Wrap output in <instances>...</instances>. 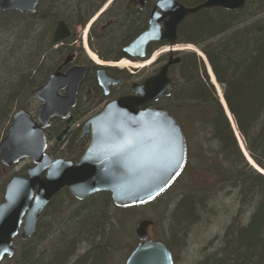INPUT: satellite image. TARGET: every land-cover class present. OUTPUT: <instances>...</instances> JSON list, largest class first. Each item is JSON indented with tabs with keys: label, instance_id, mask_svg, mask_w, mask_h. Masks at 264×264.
I'll list each match as a JSON object with an SVG mask.
<instances>
[{
	"label": "trees",
	"instance_id": "16d2710c",
	"mask_svg": "<svg viewBox=\"0 0 264 264\" xmlns=\"http://www.w3.org/2000/svg\"><path fill=\"white\" fill-rule=\"evenodd\" d=\"M55 1L50 3L54 9L73 14L67 22L70 26L84 24L102 2ZM178 1L191 6L204 0ZM120 9L119 4L117 12L121 13L114 25L95 34L113 48L109 53H99L103 59L118 53L121 43L128 42L138 28L135 22L140 21L141 14L135 16L133 11ZM62 12L50 7L45 10L39 0L32 13L0 11V32L17 29L19 33L14 35L18 39L14 48L0 39V138L12 112L27 108L30 102H25L26 97L32 96L33 89L55 68V59L65 53L51 41L54 23L64 16ZM177 43L200 46L248 155L264 168V0H247L236 11L200 10L179 25ZM175 69L174 88L167 101H173L185 119L176 118L185 129L187 154L188 149L193 152L190 172L195 169L201 177L191 179L188 191L180 194L171 216L172 235L177 238L180 230L186 232L182 225L196 221L211 198L207 195L230 190L235 194L237 210L224 229L218 249L198 264H264V176L249 166L239 150L231 122L202 61L193 54H182ZM41 76L43 79L34 85ZM51 130L46 133L50 138L55 134ZM202 131L207 132L205 145ZM3 169L0 164V201L10 176L8 168ZM110 206L114 205L107 192L77 201L67 189L61 190L38 220L34 235L26 241L18 240V249L8 260L11 264H120L115 262L119 242L111 244L109 240L113 234L109 228ZM131 209L119 211L126 215ZM245 212L249 213L247 219L243 218Z\"/></svg>",
	"mask_w": 264,
	"mask_h": 264
},
{
	"label": "water",
	"instance_id": "95a60500",
	"mask_svg": "<svg viewBox=\"0 0 264 264\" xmlns=\"http://www.w3.org/2000/svg\"><path fill=\"white\" fill-rule=\"evenodd\" d=\"M246 1L204 0L189 7L176 0H158L150 13L147 29L125 46L123 52L142 58L150 42L176 43L178 26L187 16L211 8L236 11ZM36 4L37 0H0V11L27 14L35 10ZM54 32L55 44L70 34L63 22L57 23ZM173 62H179V58L169 60L156 75L142 83L133 84L131 94L108 100L86 120L83 131L89 132V141L74 162L52 159L46 153L44 130L52 118L68 117L78 85L84 78V68L74 67L65 74L51 72L32 91L40 103L34 114L25 109L13 111L0 140V163L12 167L29 159L31 165L25 175L13 174L4 186L0 201V264L14 256L17 237L26 241L34 235L46 207L64 188L77 200L107 192L115 207L129 208L150 202L171 184L185 163L181 127L168 110L144 106L162 95H170L172 82L167 69ZM107 78L105 67H98L97 79L105 91ZM62 90L65 93L61 96ZM226 109L225 105L227 115ZM70 122L69 116L65 128L56 137L58 143L64 140ZM153 224L149 219L137 223L135 234L139 241L125 264H173L168 247L148 238V228Z\"/></svg>",
	"mask_w": 264,
	"mask_h": 264
},
{
	"label": "rangeland",
	"instance_id": "374dc122",
	"mask_svg": "<svg viewBox=\"0 0 264 264\" xmlns=\"http://www.w3.org/2000/svg\"><path fill=\"white\" fill-rule=\"evenodd\" d=\"M54 1L55 0H41L40 6L50 7L53 10L59 9V11L61 12L63 11L62 13L64 14V17H66L68 21H71L72 20L71 15L73 14H71L69 10H62L60 8L54 9L53 6H51L50 4V3L53 4ZM112 1L113 0H107L101 6V8L96 12L97 17L95 19L92 18L89 22L86 23L85 28L83 29V33L85 32V30H89V31L92 30L91 29L92 26L101 18L102 13L105 12L106 9L110 8ZM186 1H188L189 3H197L198 0L195 1L186 0ZM101 24L104 23H100V25ZM77 31H79V28L77 26H71V32H77ZM94 31L96 34L100 35V26L96 28V30ZM14 35H19L17 29H13V33H10L9 31L0 32V39L2 38V41L7 42L11 47L14 48L18 44L17 41L18 39H16L17 36L15 38ZM71 39L73 38H70L69 42H71ZM80 40L82 41V39ZM82 44L84 45V43ZM94 45L97 48V50H99L101 53H105V52L109 53L113 49L108 46L109 43L106 44L100 39L97 41V43H94ZM174 46L183 49V46L181 45H174ZM166 48L167 47L165 46L159 47L158 49H156V51H153L151 53V55L147 60L143 62L133 63L134 65H132V67L128 65V68L120 67V69L124 70L126 73L131 71L138 73L143 69L151 66V64L154 63L162 55V52ZM86 49H88L91 52L92 50L89 47L88 48L85 47V49L84 48L82 49L87 59L92 64H94V61L89 57ZM196 50L198 49L196 48ZM184 51H189V50L186 49L181 50V52ZM116 52L117 51H113L112 54ZM178 52L180 51L178 50ZM54 58L55 56L53 55L52 56L53 62L56 59H58L57 57L55 60H53ZM97 58L99 57L97 56ZM200 59L204 65L205 74L207 75L209 81V75L207 74V69H206L208 62L204 55H202ZM100 60L101 59L99 58V61ZM150 60H152L151 61L152 63L144 65ZM49 63L47 62V64ZM135 64L136 65L141 64L142 67L135 66ZM172 72L173 73L171 74L173 76L177 74L176 69ZM42 79L43 76L35 79L33 81L34 82L33 84L35 85L39 83V81H41ZM215 91L216 93H218L216 89ZM32 97L33 96L26 97L25 102L26 103L28 101L30 102V104L27 105L26 109L30 110L34 114V110L38 102H36V100L33 99ZM172 102L173 101H167L166 99H164L161 104L163 105V107H166L169 110L173 111L177 119H179L180 121H184L185 120L184 117L180 115V113L177 110V107L173 105L174 102L173 103ZM229 120L232 124L234 131V125L232 123V120L231 119ZM205 133L207 132L202 131V134H200L202 139L205 137V135H207ZM184 134H185V129H184ZM55 135L56 134H53V136L51 135L52 138H49L48 141V152L49 154H51L52 158L62 157L61 155H63V151H64L63 146L59 147L55 145ZM202 145H205L204 139ZM188 146L189 145L186 144L187 148ZM192 154H193L192 150L188 149V154H187L188 158H186V163L183 170L171 183V185L167 188V190H165L164 193H162L160 200L155 199L156 201H151L150 203H146L134 207L131 210L126 211L125 212L126 215H122L121 212L119 211L122 208L110 206L109 218L111 222L109 228L112 229L113 234L110 236L109 240L111 244L115 243V241L119 242V246L116 249L115 262H120V264H124L126 257L135 247V244L137 242L135 235V228L137 226V223L142 219H150L155 222L154 226L151 227L149 230L150 238L167 243L171 251L174 264H198V262L203 260L205 256L209 255L210 253L218 249L222 236L224 234V229L237 210V205L234 198L235 194L230 190H223L218 192L217 194L214 193V195H207L209 196V198L211 197L209 201L208 198L207 199L203 198L205 201L208 202L205 203L204 205L205 208L203 212L199 214L198 218L194 219L196 221H192V223L189 222L186 223L185 225H182L181 228L182 227L184 229L186 228L185 230L186 232H184V230H180L177 238L172 235L173 234L172 230H174V227H172L171 225V216L173 209L175 208V204L178 198L180 197V194L183 193L184 191H188V187L190 188L191 179L198 180L201 177L200 175H198L197 173L198 171L194 172L195 169H191L192 171L190 172V163L194 161L192 158ZM30 165L31 164L29 160L27 159L22 160L18 164L9 168L7 174L8 176L14 173L24 174L25 169ZM202 197L205 196L203 195ZM248 216L249 213L245 212L243 218L247 219ZM18 244H19L18 239H16L15 240L16 249H18ZM1 264H11V261L8 259H4Z\"/></svg>",
	"mask_w": 264,
	"mask_h": 264
},
{
	"label": "flooded vegetation",
	"instance_id": "af4514ba",
	"mask_svg": "<svg viewBox=\"0 0 264 264\" xmlns=\"http://www.w3.org/2000/svg\"><path fill=\"white\" fill-rule=\"evenodd\" d=\"M106 1L107 0H102L101 5L98 9H96L94 14L101 8V6ZM157 1L158 0H113L110 5V8L106 9L105 12L102 13L101 18L94 25V29L90 31L85 30L84 33L83 29L85 28L86 23L90 18L94 16V14L89 17V19L84 24L77 25V27L79 28V31L77 32H71V26L67 23L68 28L70 29V34L66 39L62 41V43L58 47L60 50H65V53L61 57H59V59H56L54 64L55 68L49 73L59 71L60 73L65 74L72 67L76 66L84 68L85 74L84 78L80 81L78 85L75 95V103L69 110L68 117H71V122L62 143H58L56 141V137L65 128L66 119L68 117H66L65 119L59 117L52 118L50 120L49 126L46 130H44V132L48 134L49 129L51 130L52 128L51 131L56 134L55 145L59 147H64L63 155H61L62 157L58 158H63L74 162L78 158V156L84 151L85 146L87 145L90 137L89 132L83 131L85 122L90 116L94 115L106 101L114 97H118L120 95L131 94V88L133 84H140L148 78L156 75L159 72L160 68L169 60H172L174 58L180 59V55L177 50L169 49L167 51H163L162 55L154 63L151 62V66L143 69L138 73L131 71L128 72V74L124 70L115 66L116 63H119L122 60H127L131 63L143 62L149 58L153 51H156V49H158L159 47L168 44L165 40L153 41L148 43L144 49V56L142 58H133L132 56L123 52V48L129 42H131L135 37H137L140 33L146 30V28L148 27L150 13L153 10V7ZM119 4L121 7L119 11H133L135 12V16H138V13L141 14V17L139 18L140 21L136 19L135 22L138 28H136V31L133 33L134 35L132 34V38L128 42L121 43L118 53L112 56L110 55L103 59V57L99 54L100 51L97 50L94 45V43H97V41L99 40V38H97V35H95L96 33L94 30H96V28L100 26V31L104 32L106 29L114 25L113 23L116 21V19H118L117 15L121 13L117 12ZM141 21L143 23H141ZM100 23L104 24L100 25ZM70 38H73L71 39V42H69ZM80 39H82V41ZM82 43H84L85 46ZM85 47H89L92 52H94L104 62L102 66L105 67L106 75L109 77L105 81V84L107 85L106 91L104 90V87L100 85L97 79V69L99 64L96 62L92 64L87 59L82 50ZM149 50H151L150 53H148ZM177 64H179V62H173L168 66L167 69V76L172 82V91L174 88L175 76H173L171 73L175 70V66ZM64 93V90L59 92L61 96L64 95ZM170 95L160 96L156 100H152L147 103L144 107L164 108L161 103L164 99L169 100ZM38 105L39 102L37 103L36 107ZM182 132H184L183 129ZM47 138L50 137L47 135Z\"/></svg>",
	"mask_w": 264,
	"mask_h": 264
},
{
	"label": "bare ground",
	"instance_id": "6f19581e",
	"mask_svg": "<svg viewBox=\"0 0 264 264\" xmlns=\"http://www.w3.org/2000/svg\"><path fill=\"white\" fill-rule=\"evenodd\" d=\"M39 2H40V4H41V0H39ZM198 4V3H197ZM196 4H193V5H191V6H195ZM191 6H189V7H191ZM44 7H46V6H44ZM47 9H48V7H46ZM46 8H45V10H46ZM195 14V13H194ZM193 15V14H192ZM57 22H55L54 23V29H53V31H51V35H52V38H51V41H52V44H53V47H55V43H53V36L55 35V28H56V26H57V23L58 22H63L67 27H68V25H67V22H68V19L66 18V17H60L59 18V20L57 19L56 20ZM69 24V23H68ZM70 25V24H69ZM177 45H181V46H183V49H186V50H189V51H184V52H181V50H183V49H180V48H177V47H174V49L175 48H177V49H175V50H177V52H178V50L180 51V52H178L179 53V55H182V54H193V55H195L198 59H200V57L202 56V55H204V53L202 52V50H201V48H200V46H198V45H195V44H192V43H178ZM127 46V45H126ZM196 48L198 49V50H196ZM85 49V48H84ZM86 51H87V53H88V55H89V57L94 61V62H96V63H100V61H99V58H97V56H96V54L95 53H93V52H91V51H89L88 49H86ZM201 60V59H200ZM151 61L152 60H150L149 62H147V63H145L144 65H147V64H149V63H151ZM102 62V61H101ZM166 64V63H165ZM128 65H134L133 63H131V62H129V61H127V60H122V61H120L119 63H116V65L115 66H117L118 68H120V67H126V66H128ZM135 66H140V67H142V65L141 64H135ZM204 66V65H203ZM76 67V66H75ZM72 68H74V67H72ZM205 69V68H204ZM206 69H207V74L209 75V83L214 87V89H216L217 90V92H218V94L219 95H221V90H220V87H219V85H218V83L216 82V80H215V77H214V75H213V73H212V71H211V68H210V66H209V64H207V66H206ZM173 73V72H172ZM220 100L222 101V104L224 105V102H223V100H222V98H220ZM224 107H225V105H224ZM228 109H226V113H227V118L228 119H231V116H230V114L228 113V111H227ZM29 112H31L30 110H28ZM34 112H35V110H34ZM32 114H33V112H31ZM10 120H11V117H10ZM10 120H9V122H8V124L10 123ZM234 137H235V140H236V144H237V146H238V148H239V150L241 151V153L242 154H244L243 156L245 157V159H246V161H247V163L249 164V166H251L253 169H255V171L257 172V173H259V174H261V175H263L264 176V168H262V167H260L254 160H252V158L248 155V152H247V150H246V148H245V145H244V143H243V139H242V136H241V134L239 133V132H237L236 131V128L234 127ZM45 135H46V133H45ZM3 137V136H2ZM1 137V138H2ZM1 138H0V140H1ZM162 243H164V245H166V247H168V245H167V243H165V242H163L162 241ZM172 261H173V259H172ZM173 264H174V262H173Z\"/></svg>",
	"mask_w": 264,
	"mask_h": 264
}]
</instances>
